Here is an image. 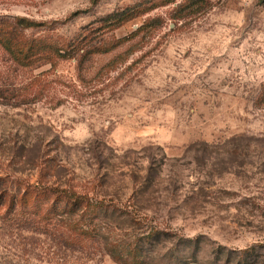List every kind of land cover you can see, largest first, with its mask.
<instances>
[{
    "label": "rangeland",
    "instance_id": "obj_1",
    "mask_svg": "<svg viewBox=\"0 0 264 264\" xmlns=\"http://www.w3.org/2000/svg\"><path fill=\"white\" fill-rule=\"evenodd\" d=\"M0 17L41 55L0 46V264H264V0H0ZM53 191L114 213L80 223Z\"/></svg>",
    "mask_w": 264,
    "mask_h": 264
},
{
    "label": "trees",
    "instance_id": "obj_2",
    "mask_svg": "<svg viewBox=\"0 0 264 264\" xmlns=\"http://www.w3.org/2000/svg\"><path fill=\"white\" fill-rule=\"evenodd\" d=\"M19 24L16 21H10L6 17H0V46L3 47L10 54L11 58L15 63L20 66H24L26 63L36 62L41 58V55L34 51L29 46L28 42L22 37L21 31L18 29ZM56 192V191H55ZM53 194L56 196L53 200V204H57L58 201H64L63 214L68 217L78 216V222L80 223H92L94 220H98L99 215L110 216L114 213L109 212L108 207L102 203L91 201L85 196H79L69 191H59ZM73 231L78 237H83L85 231L82 228H73ZM158 236V233H155ZM184 248L191 252V257H195L199 252L198 242L185 241ZM114 261L118 264L127 263V259H124L122 255L112 253ZM225 256V264H257L258 258L255 253L242 252L241 256L235 261L233 258H229L228 255H223L220 251L215 253V260L220 261L221 257Z\"/></svg>",
    "mask_w": 264,
    "mask_h": 264
}]
</instances>
